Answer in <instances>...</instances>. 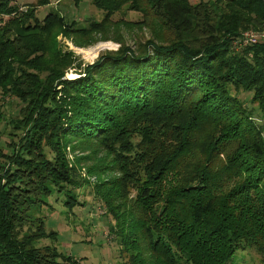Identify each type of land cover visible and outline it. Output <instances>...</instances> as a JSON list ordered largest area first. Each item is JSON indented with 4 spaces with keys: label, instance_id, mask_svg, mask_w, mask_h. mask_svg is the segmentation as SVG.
<instances>
[{
    "label": "trees",
    "instance_id": "1",
    "mask_svg": "<svg viewBox=\"0 0 264 264\" xmlns=\"http://www.w3.org/2000/svg\"><path fill=\"white\" fill-rule=\"evenodd\" d=\"M9 2L0 0L12 14L0 22V91L20 100L9 122L22 133L0 146V264H88L39 244L57 231L30 209L54 190L81 204L78 164L96 152L108 159L86 171L98 175L127 264H242L231 260L247 247L264 260V124L248 105L264 118V43H233L264 30V0H92L103 15L84 26L58 12L38 18L49 0ZM122 9L140 16L113 19ZM120 24L151 35L132 48L108 34ZM58 33L120 46L63 78L74 59ZM79 148L89 153L70 160Z\"/></svg>",
    "mask_w": 264,
    "mask_h": 264
},
{
    "label": "rangeland",
    "instance_id": "2",
    "mask_svg": "<svg viewBox=\"0 0 264 264\" xmlns=\"http://www.w3.org/2000/svg\"><path fill=\"white\" fill-rule=\"evenodd\" d=\"M198 1L190 0L191 3ZM35 2L36 0H10L9 3L15 4L19 10H24L27 4ZM49 11L60 13L67 21L73 20L78 26L86 25L89 18L100 19L103 15V10L96 7L92 0H49L48 3L36 5L35 14L40 19ZM10 16L12 14L0 13V22L5 21ZM139 16L138 11L130 9H122L112 15L113 19L119 17L137 19ZM149 29L146 26L138 27L120 24L116 29H109L108 34L120 36L125 44L134 48L136 41L144 40L151 35ZM96 36L97 38L94 41L80 45L76 44L70 36L62 33L57 34L60 49L72 52L71 55L74 59V62L66 67L63 78L78 75L77 62L81 61V65L92 62L101 52L115 50L120 46V42L112 37L105 38L100 36V34H96ZM85 51H90L93 57L88 56L89 54ZM238 94L241 97L250 96V92L244 90ZM19 105L20 100L18 98L0 91V146L6 150L11 149V146L7 144L10 141V135L7 132L16 130L17 135L22 133V130L13 129L12 123L9 122L12 117L17 115ZM248 105L254 107H252L254 116L259 122L264 124V118L261 119L259 116L257 105L251 102ZM17 138L15 137V139ZM81 149L84 148H79L75 151L67 149L69 159L71 160L75 155L89 153L88 149ZM102 157H104L103 159H108L104 152H96L95 155L92 154L90 158L82 159L78 164L81 174L88 179V183H83L73 188L81 204L69 206L64 202V194L54 190L46 197L45 203L33 205L30 209V214L42 216L46 230L54 229L57 231L56 238L43 237L38 240L39 244L53 243L65 254L88 264H127L125 262L128 258L127 254L121 249V244L119 247L115 233L109 231V225L113 222L111 213L106 212L105 203L94 188L98 175L86 171L87 165L100 162ZM1 163H3L2 158H0ZM24 229H26V226ZM231 262L264 264V260L261 259L260 254L253 247L238 249L234 253Z\"/></svg>",
    "mask_w": 264,
    "mask_h": 264
},
{
    "label": "built area",
    "instance_id": "3",
    "mask_svg": "<svg viewBox=\"0 0 264 264\" xmlns=\"http://www.w3.org/2000/svg\"><path fill=\"white\" fill-rule=\"evenodd\" d=\"M258 42L264 43V30H245L233 40L236 47Z\"/></svg>",
    "mask_w": 264,
    "mask_h": 264
},
{
    "label": "bare ground",
    "instance_id": "4",
    "mask_svg": "<svg viewBox=\"0 0 264 264\" xmlns=\"http://www.w3.org/2000/svg\"><path fill=\"white\" fill-rule=\"evenodd\" d=\"M86 52V51H85ZM86 53H88L89 55L88 56H90V57H93V54H91V52L90 51H87Z\"/></svg>",
    "mask_w": 264,
    "mask_h": 264
}]
</instances>
